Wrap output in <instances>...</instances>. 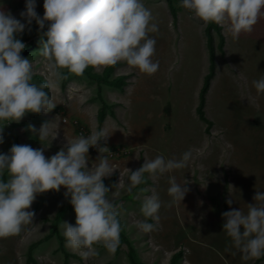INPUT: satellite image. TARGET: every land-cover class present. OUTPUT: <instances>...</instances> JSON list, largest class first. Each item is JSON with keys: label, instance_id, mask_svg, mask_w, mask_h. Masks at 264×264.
Listing matches in <instances>:
<instances>
[{"label": "rangeland", "instance_id": "rangeland-1", "mask_svg": "<svg viewBox=\"0 0 264 264\" xmlns=\"http://www.w3.org/2000/svg\"><path fill=\"white\" fill-rule=\"evenodd\" d=\"M142 2L152 12L153 22L159 28L158 32L150 33L156 40L153 60L159 61V69L148 76L126 62H120L118 75L113 71L110 78L125 76L129 79L126 82L130 86L123 91L127 93L122 95L117 88L103 85L106 93L122 102L117 112L122 118L118 123L124 130L117 127L113 131L119 143L108 149H123L124 152L103 154L121 161V157L138 151L140 160L144 151L149 153L154 149L158 153H167L170 159H180L185 151H191L188 171L186 167L174 169L177 183L186 185L189 191L172 207L167 206L172 197L162 203L158 230L151 233H144L137 227L138 222L145 220L142 204L139 208L136 206L140 216L132 215L129 221L124 220V211L120 209L119 219L125 229L126 241L120 234L121 243L114 254L102 244L94 245L99 255L87 261L78 251L66 247L63 223L75 225L76 222L70 198L65 196L67 190L62 186L59 192L51 190L38 194L29 209L36 214L33 223L24 226L17 235L0 238V264H132L128 255L130 247L137 252L140 264H171V257L178 252L181 256L175 264H264V256L249 260L241 258V253L223 230L225 220L222 217V213L232 209H240L246 214L248 204L261 203L254 201L255 193H264V93H258L252 83L253 75L264 71V16L251 33L241 34L238 40H233L227 23L220 26L225 41L223 53L217 48L219 34L212 31L218 79L215 93L205 100L204 112L213 124L206 132V123L199 119L196 107L204 76L209 71L205 33L208 23L180 7V0H175V24L166 0ZM36 5L38 15L43 17L44 0H36ZM0 8L22 19L20 13L26 10V0H0ZM34 31H41L35 21L16 38L28 37ZM44 42L46 40L22 56L32 62V83L39 86L51 82V88L45 91L56 108L48 113H28L19 123L0 122V127H4L0 153L8 154L13 144H28L34 149L42 148L44 155L50 158L68 142L82 136L78 132L80 128L87 132L84 137L95 129L101 106L96 97L97 83L86 74L77 76L67 69L60 70L67 78L57 82L46 68L48 61L40 54ZM94 70L101 73L104 67ZM46 123L48 135L41 141L39 130ZM29 125L36 131L30 130ZM92 153L101 155L90 148L88 158ZM129 166L125 175L127 187L130 170L137 169H129ZM114 174V178L104 179L106 187L116 178L117 174ZM183 174L186 179L181 181ZM170 177H173L172 172L161 175L155 182L156 187L161 185L162 196L168 191L166 179ZM2 179L5 182L9 179L7 171ZM146 179L145 173V182L131 194L143 188ZM121 194L122 191L117 196ZM229 199L231 205L227 203ZM148 222L155 223L151 219ZM30 251L34 261L28 260Z\"/></svg>", "mask_w": 264, "mask_h": 264}, {"label": "clouds", "instance_id": "clouds-1", "mask_svg": "<svg viewBox=\"0 0 264 264\" xmlns=\"http://www.w3.org/2000/svg\"><path fill=\"white\" fill-rule=\"evenodd\" d=\"M179 6L205 23L222 27L227 23L233 40L251 33L264 16V0H180ZM36 7V0H26V10L20 13L22 19L0 8V122L19 123L28 113H48L56 108L45 91L51 88V82L39 86L32 83V62L21 55L26 45L16 38L33 21L47 37L40 54L48 61L46 68L57 82L67 78L61 69L83 76L89 66L107 68L120 62L148 76L158 71L159 61L153 60L156 40L150 33L159 28L142 0H44L43 17ZM46 26L47 31H43ZM252 83L258 93H264V77ZM29 128L36 131L32 125ZM3 131L4 127H0V144L4 143ZM47 135L46 123L39 130L40 140ZM108 137L104 130L80 136L50 158L42 148L34 149L28 144H13L8 154L0 153V238L17 235L33 223L36 214L29 209L38 194L59 192L63 186L76 214L75 225L63 223L66 247L78 251L84 261L99 255L94 248L97 244L114 254L125 229L116 205L108 198L110 189L104 184V179L114 172L108 158L102 155L109 148L99 143ZM92 147L101 155L99 164L89 171L87 157ZM190 158L191 151H185L180 159L166 160L160 155L145 159L140 168L130 170L128 191L145 182V173L156 176L183 169ZM5 171L9 174L6 182L2 179ZM169 184L172 200L167 206L172 207L184 199L189 188L178 184L174 176L169 178ZM253 199L261 203L248 204L246 214L240 209L222 213L223 230L243 260L264 256V193L257 191ZM227 203L231 205L232 200ZM161 207L155 193L145 197L141 205L145 220L137 223L138 229L144 233L157 231Z\"/></svg>", "mask_w": 264, "mask_h": 264}, {"label": "crops", "instance_id": "crops-1", "mask_svg": "<svg viewBox=\"0 0 264 264\" xmlns=\"http://www.w3.org/2000/svg\"><path fill=\"white\" fill-rule=\"evenodd\" d=\"M118 71H120V66L117 64V66L114 69L115 75H118V73H117ZM121 73H124V72H121ZM262 77H264V71L256 72L255 76L253 75L252 78H253V81H254V80H259ZM217 79H218V74L216 73L214 75V77L210 81V87H209L208 92L206 93L207 100L216 91V80ZM90 80L96 83V81H94L92 79H90ZM127 81H129V79ZM103 85H105V84H103ZM103 85H102V97L104 99V102L108 106H110V107L112 106V107H111V109L108 108L106 110V115H105V118H104V120H103L101 125H99L98 120H97V122L95 123V129L92 132L90 131L89 136L93 132L104 130L109 137L107 138L106 142L105 141H100L99 143H100V146L109 148V147H113L117 143H119L118 140L116 139V135L113 133V131L117 127L121 131H124L122 124L118 123V121L121 122L122 118L120 119L121 116H119V114H118L120 112H117L118 111V107H120L119 104H121L122 102L117 100V99L112 98V95H110V93H106V90H105ZM128 86H130V84ZM128 86L126 84L122 89H118V88L117 89L120 90L122 95H123V94L127 93V91L124 92V93H123V91H125V89H127ZM119 95H121V94H119ZM96 97L99 99V97H98V84H97V95H96ZM92 100H94V99H92ZM101 106H102V101H101ZM99 108H98V110H99ZM97 113H98V111H97ZM95 152H98L97 148H96ZM148 152L149 153H145V151H144L143 157L139 160V158H137L138 157L137 155L139 154L138 151L134 152V153L132 151L130 154L125 156V158L121 157L120 158L121 161L120 160L117 161L115 159H112V158L108 157L107 154H102V155H104V156H106L108 158V162H109V164L112 166V168L114 170L113 174L110 177L114 178V175H115L114 173L117 174L116 178L111 182V184L109 186H107L110 189V192L107 194L108 198H109V200H111L114 203V205H116L119 214H120V212L124 211L123 214H125V218H124L125 221L131 220L132 219V215L137 214L138 216H140V214H139L140 209L136 210V206L138 205V208H139L140 207L139 205L142 204V202L145 199V197L151 196L153 193H155L156 195L159 196V198H160L162 203H164V202L167 203L168 199L170 197L169 194H168V191L164 192V196H162L161 191H160L161 185L157 186V187L155 186L156 180L161 175L152 176V175L146 173V175H147V179H146L147 184L143 188L141 187L134 194H131V192H129L127 190L128 187L125 184V175H126V173L128 171V170L126 171V168H127L128 165H130L129 169H130V167L131 168L136 167L138 169V168H140L139 167V165H140L139 163L141 161H142L141 163L144 164L145 159L152 160L158 155L163 156L166 160L170 159V157L168 156L167 153H164V154L163 153H158V152H155L154 149L149 150ZM99 157H100V155L96 154V153H92L90 155V158L87 157V159H88L87 161L89 162L90 171L93 170L99 164V160H98ZM122 158H124V159H122ZM189 165H190V162L188 163V166L186 167V170L189 168ZM131 171H135V168H133ZM180 171H181V173H184L183 172L184 170H180ZM171 172H172V174L174 176V170H172ZM129 174L131 175V172ZM183 176H184V174L181 177V181L186 179ZM166 180H167V183H168V187H170L169 180L168 179H166ZM121 191H122L123 194H121L119 196L114 195V193H118L119 194V192H121ZM111 196H113V199H114V197L117 196L116 197V201H114ZM119 197H122V200H117ZM136 198L138 199V201H137ZM120 209H122V211H120ZM159 212H160V210H159ZM123 233H124V231H123ZM125 234L126 233H124V235ZM136 255H137V252H136Z\"/></svg>", "mask_w": 264, "mask_h": 264}, {"label": "trees", "instance_id": "trees-1", "mask_svg": "<svg viewBox=\"0 0 264 264\" xmlns=\"http://www.w3.org/2000/svg\"><path fill=\"white\" fill-rule=\"evenodd\" d=\"M166 2L169 6V9H170V12L173 16V21L175 24L176 20H177V7L175 5V0H166ZM213 30L217 31V33L219 34V42L217 44V48L221 53L224 52L223 47H224V42H225L224 36L221 32L220 25H217L215 23H208L206 26V29H205V33H206V37H207V46H208V51H209V71L204 76L203 84H202V87H201L200 92H199V103L196 107V113H197L199 119L206 123V132H209L211 126L213 125L212 121L206 117L205 112H204L206 93L209 90L210 81L215 75L216 61H215V46L213 43L214 39H213V34H212ZM43 31H47V29H45ZM20 39L24 43L27 42L25 44L26 47H25L24 51H22V53H21V55H23V54L27 53L31 48H33L36 45L40 44L41 42L47 40V37L43 35L42 31H34L28 37L20 38ZM116 66L117 65L104 68V70L101 73L95 71L93 67L89 66L84 72V74H86L90 79L96 81V83L98 84V97L102 101V106L99 108L98 113H97V120H98L99 125L102 124V122L105 118L106 110L108 108H110V106H108L104 102V99L102 97V85L105 84V85H108L111 87L122 89L127 84L125 76H120L117 78H110L112 76V73H113ZM55 234L58 236H61L59 234V232H56ZM121 236H122L123 241L125 242L126 237H125L123 231L121 232ZM128 255H129V259H130L132 264H140V261H138L136 252L134 251V249L132 247H130ZM180 256H181V252L175 253L172 256L171 264H175ZM67 257H68V254H66V258ZM28 260L34 261L32 254H31V251L29 252Z\"/></svg>", "mask_w": 264, "mask_h": 264}, {"label": "built area", "instance_id": "built-area-1", "mask_svg": "<svg viewBox=\"0 0 264 264\" xmlns=\"http://www.w3.org/2000/svg\"><path fill=\"white\" fill-rule=\"evenodd\" d=\"M64 121H66V119H64ZM78 132H79V134L80 135H82V136H86L87 135V132L84 130V128H80L79 130H78ZM92 149H93V151H96V148L95 147H92ZM124 152V150L123 149H116V150H114V151H108L107 153L109 154V155H112V154H119V153H123Z\"/></svg>", "mask_w": 264, "mask_h": 264}, {"label": "water", "instance_id": "water-1", "mask_svg": "<svg viewBox=\"0 0 264 264\" xmlns=\"http://www.w3.org/2000/svg\"><path fill=\"white\" fill-rule=\"evenodd\" d=\"M27 42H25V44H26Z\"/></svg>", "mask_w": 264, "mask_h": 264}]
</instances>
